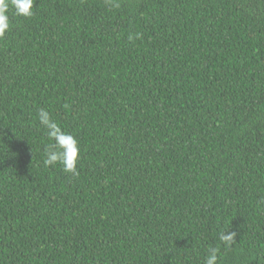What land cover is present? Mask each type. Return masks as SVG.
Listing matches in <instances>:
<instances>
[{"label": "trees", "instance_id": "trees-1", "mask_svg": "<svg viewBox=\"0 0 264 264\" xmlns=\"http://www.w3.org/2000/svg\"><path fill=\"white\" fill-rule=\"evenodd\" d=\"M115 3L35 0L0 39V264H264V0Z\"/></svg>", "mask_w": 264, "mask_h": 264}, {"label": "clouds", "instance_id": "clouds-1", "mask_svg": "<svg viewBox=\"0 0 264 264\" xmlns=\"http://www.w3.org/2000/svg\"><path fill=\"white\" fill-rule=\"evenodd\" d=\"M34 2L35 0H0V39L11 29L13 17L30 18L34 15ZM111 2L115 7H119L115 0ZM38 119L43 128L47 130L48 139L52 141L46 146L44 165L60 164L66 173L77 174L80 159L79 141L71 133L62 130L47 110L40 109ZM231 228H225L219 233V239L226 249L235 243L237 237V231ZM219 254V247H210L205 264H218Z\"/></svg>", "mask_w": 264, "mask_h": 264}]
</instances>
